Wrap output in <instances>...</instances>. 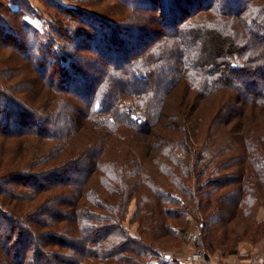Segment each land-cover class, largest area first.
Listing matches in <instances>:
<instances>
[{
	"label": "trees",
	"instance_id": "1",
	"mask_svg": "<svg viewBox=\"0 0 264 264\" xmlns=\"http://www.w3.org/2000/svg\"><path fill=\"white\" fill-rule=\"evenodd\" d=\"M43 1L60 17L48 42L25 23L31 4H0V37L23 63L11 70L12 92L0 91V150L19 145L13 168L0 159V264H165L157 247L182 242L197 214L207 256L264 240V0H182L162 10L160 30L142 27L141 15L90 10L132 9L131 0ZM84 43L101 57H90L93 79L76 62ZM184 90L207 103L167 116ZM46 91L81 106L45 101ZM87 130L96 141L72 158L65 146ZM37 141L57 149L46 154ZM21 146L35 153L26 167ZM133 200L135 236L124 225Z\"/></svg>",
	"mask_w": 264,
	"mask_h": 264
},
{
	"label": "rangeland",
	"instance_id": "2",
	"mask_svg": "<svg viewBox=\"0 0 264 264\" xmlns=\"http://www.w3.org/2000/svg\"><path fill=\"white\" fill-rule=\"evenodd\" d=\"M27 3L31 4V7L33 8V12H29L28 15L25 16L24 20L25 23L28 24L32 29L38 31L41 35V37H43V41L44 42H48L49 41V37H48V32H50V28H51V24L54 20L58 21L60 20V17L57 16L56 14V10L54 9V7H50L47 4H45V2L42 0H40V2L37 3L38 6H33L32 1L36 2V0H25ZM60 1V0H58ZM73 0H61L60 2L63 4V6H69L71 4ZM133 1L131 6H133L132 9H129L127 6H125L123 3H117V4H113L112 1H108L105 2L104 5H101L100 7H94V9H90L91 11H95V10H100L102 8V6H107L108 8L110 7L115 13H119L121 16H125V17H129L131 14L136 15V20H138V16L137 15H141V17H143L145 19V23L142 24V27L146 28L147 30H152V29H159V24H160V13L162 12V10L165 8V6H169L170 9L172 10V12H175L177 10V8L179 7V5L182 3V0H144L145 3H147V1L149 2V5H145L143 3V0H131ZM21 2H23V0H21ZM165 2V4H164ZM168 2V4H167ZM4 3V0H0V4ZM167 4V5H166ZM154 8V9H151ZM31 13V14H30ZM140 13V14H139ZM106 15V14H105ZM106 18V17H104ZM55 21V22H56ZM108 21H112L111 19H109ZM119 24H116L115 22H113L114 25H118L119 27L116 28L119 33H123V37L122 35L120 36L122 39H124V33H126L125 31H121V29H124L123 25H124V21H116ZM18 27V24L16 25ZM16 27V28H17ZM123 27V28H122ZM135 27V26H134ZM160 30V29H159ZM158 30V31H159ZM162 30V29H161ZM93 31H89V32H82L83 36L86 35H92ZM110 34V32H109ZM127 34V33H126ZM132 34H134V32H129V35L132 36ZM12 35V36H11ZM14 33H11L10 36L14 37L16 39V36H13ZM102 36V37H101ZM107 35L105 34H101L100 37L101 38H105ZM93 37V36H92ZM109 38V40H113L114 37L112 35L107 36ZM94 39V37H93ZM96 41H100V42H104L103 40H99V39H94ZM73 45H71V49L73 50L76 46L74 45V43H72ZM7 46L8 49H5L3 46ZM73 46V48H72ZM14 47V45L9 42H6V39H2L0 37V91H5L8 93V91H11L14 89V87H12V84H16L18 83L20 80H18L19 78H10L9 76L11 75V70L13 68H19V66H21L23 63H20V55L18 56L16 53H14L11 49ZM94 49H91L90 45H88V43H84V47L81 48V54H79V56H81V58H76V62L79 64V66L81 67V69L78 67L79 70H81L82 72L85 71L88 72L87 74L89 75V79H93L94 74L96 75V68L98 67V63L91 64V59L90 57H92L93 59H96V56H98L99 58H101L98 54V47L94 45ZM89 48V49H88ZM91 49V50H90ZM101 52H107L108 50L106 49H100ZM77 53H80L77 51ZM111 53H108V55H110ZM98 59V58H97ZM97 61V60H96ZM105 63V61H104ZM106 66L109 65L108 63H105ZM26 65H23V67L25 68ZM89 67H94V70H90ZM26 71V70H25ZM24 71V72H25ZM94 71V72H92ZM96 71V72H95ZM27 75V74H26ZM93 76V77H92ZM61 81V80H60ZM167 76H162L159 77L155 83L156 87L163 90V88H165L167 86ZM12 87V88H11ZM77 90V87H74ZM182 91L177 93H174L169 101L172 104L173 108H175V110L173 111L172 107L169 106L168 109V113L167 116L172 115V116H181L183 115L184 111H186L189 107L192 105L193 106H198L201 103H203V105H205V103H207V100H202L199 97H196V94L194 93H187L185 90L181 93ZM46 97H45V101L51 99V98H57L56 101L58 100H62L63 103V99H65L66 101H69L68 104V108L74 107L77 109L80 108L81 104L77 102V99L72 96V94H62L60 96L58 95H53L51 92L46 91ZM175 97V98H173ZM32 99V98H31ZM129 102L130 101H126L124 102L122 105L124 106V110L126 109H131V107H129ZM199 104H198V103ZM201 102V103H200ZM36 103V102H33ZM61 107H63V105L61 104ZM55 108V106H54ZM178 108V109H177ZM201 108V107H200ZM53 109V108H51ZM63 109V108H62ZM199 109V108H197ZM56 110V108H55ZM259 111V110H258ZM257 112V111H256ZM171 116V117H172ZM59 115L56 117V119L54 120V124H56L58 122L57 119ZM55 118V117H54ZM90 131L87 130V133L85 135H79L78 136H74L73 135V139L70 142V146H65V147H73L74 149H70V153L73 152L72 158L78 156L79 154H81L83 152V150L79 149L85 146H89L90 144L94 143L96 141V137L92 136L89 134ZM130 134V133H129ZM131 135V134H130ZM18 139H10L7 140L5 142L4 148L5 151L2 153L0 150V159L1 157H3L2 159L5 161V163H11L13 168L14 164V159L18 154V147L19 145H17L16 143H18L17 141ZM16 142V143H15ZM128 145H130V140L127 139V141L125 142H121L120 146L125 148ZM11 146H13L11 148ZM31 146H36L38 147L42 152L44 153H48L51 152L56 148V145L53 143H49V145H45L43 147H40L38 141L36 144H31ZM22 149L24 150L23 152L25 153V155H27V157H23L21 155V159L19 158L18 163L19 164H23L24 166L26 165V163H29L32 158L35 156V153L29 149V152L27 149H25V147L21 146ZM63 147V148H65ZM11 148V149H10ZM15 153V155H12V153ZM131 150V146H128V148L125 150L126 154H128V152ZM74 151H76L74 153ZM71 155H69L68 157L70 158ZM31 163V162H30ZM26 167V166H25ZM137 206L135 205V200L132 201L131 203V207L129 210V214L127 216V221L125 222V228L128 230V233L132 234V235H137L136 231H137V227L139 226L138 223H130V218L135 210ZM196 217L199 219L198 214L196 215ZM196 217L192 218L191 223L188 225L187 227V232L184 234L183 240L182 242H180L178 245L175 246H167V245H160L157 247L158 251H163V252H171V253H179L182 254L183 256H187L188 254H191L192 252L195 253H200L201 255H203L204 259H206L207 263L204 264H234L236 261L234 260H238L240 254H249V257H252V254H259L257 252H259V249H261V246H264V240H260L258 242V245H254L252 243H249L248 241H246V239H242L239 238L237 241H235L233 243L234 245V249L235 252L234 253H228V251L221 249L220 251H217L216 254L213 255H209L207 256V250L204 251V248H199L198 247V240L200 237V229H199V222L197 220ZM258 220L259 221H264V207L259 208L258 210ZM243 223H234L231 225V227L235 230H237V232H234V236L236 237H241V233L242 231H244L243 229ZM191 234H197L198 235V239L191 244V241H193V235L191 236ZM196 236V235H195Z\"/></svg>",
	"mask_w": 264,
	"mask_h": 264
},
{
	"label": "built area",
	"instance_id": "3",
	"mask_svg": "<svg viewBox=\"0 0 264 264\" xmlns=\"http://www.w3.org/2000/svg\"><path fill=\"white\" fill-rule=\"evenodd\" d=\"M192 235H193V239H192L193 241H191V244H193L198 239L197 234H191V236ZM160 255H161V260L165 264H174V263H178V264H204V263H207L206 259H204L203 255H201L200 253H195V252H192L191 254H188L187 256H183L182 254H179L176 252L171 253V252L160 251ZM210 264H212V263H210Z\"/></svg>",
	"mask_w": 264,
	"mask_h": 264
},
{
	"label": "crops",
	"instance_id": "4",
	"mask_svg": "<svg viewBox=\"0 0 264 264\" xmlns=\"http://www.w3.org/2000/svg\"><path fill=\"white\" fill-rule=\"evenodd\" d=\"M61 1V0H60ZM40 2V0H36V2L32 1L33 6H38L37 3ZM259 254H252V257H249V254H240L238 260L234 264H264V246L260 247Z\"/></svg>",
	"mask_w": 264,
	"mask_h": 264
}]
</instances>
